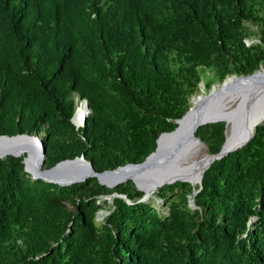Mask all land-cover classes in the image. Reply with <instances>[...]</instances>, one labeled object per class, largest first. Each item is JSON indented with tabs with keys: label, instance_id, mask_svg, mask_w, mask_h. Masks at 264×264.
<instances>
[{
	"label": "trees",
	"instance_id": "1",
	"mask_svg": "<svg viewBox=\"0 0 264 264\" xmlns=\"http://www.w3.org/2000/svg\"><path fill=\"white\" fill-rule=\"evenodd\" d=\"M261 66L264 0H0V136H38L45 168L81 154L98 172L140 163L201 82L208 93ZM196 135L218 153L225 123ZM23 158L0 159V264H264V121L200 185L144 201L131 180L33 178ZM113 193L131 203L115 197L97 222Z\"/></svg>",
	"mask_w": 264,
	"mask_h": 264
},
{
	"label": "water",
	"instance_id": "2",
	"mask_svg": "<svg viewBox=\"0 0 264 264\" xmlns=\"http://www.w3.org/2000/svg\"><path fill=\"white\" fill-rule=\"evenodd\" d=\"M234 98H237L238 102L229 111V115L234 121V126H236L227 134L226 122L223 116L224 111L222 110L225 108V104ZM80 102H84L88 109L83 120L84 125L90 108L85 99ZM73 116L71 118L72 123ZM263 121L264 66H261L248 75H230L221 84L212 87L208 93L197 95L196 100H193L191 106L182 117L175 120L176 128L173 131L161 133L157 138L155 150L140 163H127L115 169L98 172L94 169L92 163L81 154L73 159L59 161L50 168H45L46 155L41 139L36 135L26 133L14 136L1 135L0 159L8 156L24 157L25 170L33 178H39L61 186H68L84 182L89 178H96L100 184L112 188L131 180L136 188L144 193L143 199L138 201H144L149 197L146 195V189L155 192L166 184H172L177 181L189 182L187 179L176 175L171 176L178 163L164 164V159H160V156L166 152L169 154L176 152L178 140L187 148L192 147L196 143L203 145L202 139L196 135L197 128L208 123H225V139L219 152L203 155L204 158L207 157V160L198 172L200 185L206 169L215 160L221 159L249 143L256 133V127ZM249 128L251 129L250 132L245 134L241 132V129L248 130ZM174 134V144L170 145V136ZM128 172L130 175L126 174ZM138 182L144 188L139 187L137 185ZM198 190L195 189L194 194ZM110 196L121 197L126 202L131 203L123 194L113 193Z\"/></svg>",
	"mask_w": 264,
	"mask_h": 264
},
{
	"label": "bare ground",
	"instance_id": "3",
	"mask_svg": "<svg viewBox=\"0 0 264 264\" xmlns=\"http://www.w3.org/2000/svg\"><path fill=\"white\" fill-rule=\"evenodd\" d=\"M194 100H196V97ZM77 106H78V104H77ZM232 108L233 107L228 102L225 104V108H223V110H222V111H224L223 116H224L225 122L227 124V126H226L227 127V129H226L227 134H229L232 131V129L235 128V126H236V125L234 126V121L231 118V116L229 115V111ZM76 111H77V109H76ZM76 111L74 113L72 121L75 124L76 128H80L83 125V120H84V117L86 115L82 116L81 124L76 125V123H75ZM79 117H81V111L79 113ZM250 130H251L250 128L248 130L241 129V132L243 134H245L247 132H250ZM170 137H171L170 138L171 139L170 145H173L174 140H175V134L170 136ZM176 144H177V148H176V150H175L176 152L174 154H169L166 152L160 156V159H164V164L178 163L177 168L175 169L174 173L171 174V176L176 175L177 177L187 179L192 184L193 183L199 184L198 172H199L200 168L203 166V164L205 163V161L207 160V157L204 158L203 155H200L202 144L196 143L192 147H189V148L185 147L182 143L179 142V140L177 141ZM126 174L130 175L129 172ZM101 179H102V181H104L103 178H101ZM137 185L141 188H144L141 186V184L139 182L137 183ZM153 193L154 192L148 191V189H146V195L147 196H150Z\"/></svg>",
	"mask_w": 264,
	"mask_h": 264
},
{
	"label": "rangeland",
	"instance_id": "4",
	"mask_svg": "<svg viewBox=\"0 0 264 264\" xmlns=\"http://www.w3.org/2000/svg\"><path fill=\"white\" fill-rule=\"evenodd\" d=\"M253 28L255 29L256 28V26H253ZM257 39V37H251L250 39H246V43L247 44H251V43H253V42H255V40ZM212 87H216V84H214ZM204 94H206V91H205V89H204V84H203V82H201L200 83V87H199V91L197 92V94H195L192 98H191V100H190V102L192 103L193 102V100L195 99V97L197 96V95H204ZM238 102V99L237 98H234L232 101H229V103H230V105L232 106V107H234L235 106V104ZM235 103V104H234ZM76 104L77 103H75V106H76ZM234 104V105H233ZM204 154H211V153H209L208 151H207V148H206V146L203 144L202 145V147H201V153H200V155H204ZM196 184H198V183H196ZM195 184V185H196ZM199 185V184H198ZM152 196H154V193L152 194V195H150L148 198H151ZM116 196H114V197H112V196H110V194H102V195H100V197H99V199H100V203H101V210L98 212V214H97V217H96V220H97V222H103L104 221V218L109 214V212L110 211H112V209H113V199L115 198ZM143 197V196H142ZM140 198V199H143V198ZM190 200H192V199H190ZM190 206H192V207H194V203H193V200H192V202H191V205ZM70 209H72L71 208V206H68Z\"/></svg>",
	"mask_w": 264,
	"mask_h": 264
},
{
	"label": "built area",
	"instance_id": "5",
	"mask_svg": "<svg viewBox=\"0 0 264 264\" xmlns=\"http://www.w3.org/2000/svg\"><path fill=\"white\" fill-rule=\"evenodd\" d=\"M192 200H189V205H191Z\"/></svg>",
	"mask_w": 264,
	"mask_h": 264
}]
</instances>
